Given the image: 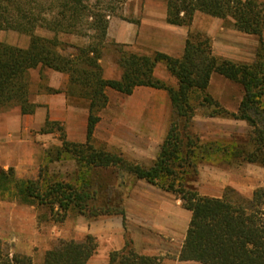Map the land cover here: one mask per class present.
<instances>
[{
  "label": "trees",
  "instance_id": "obj_1",
  "mask_svg": "<svg viewBox=\"0 0 264 264\" xmlns=\"http://www.w3.org/2000/svg\"><path fill=\"white\" fill-rule=\"evenodd\" d=\"M120 1L107 0L99 6L91 0H0V30H17L31 36L27 48L0 41V110L17 106L23 114L36 111L37 104L30 101L31 69L41 66L67 74V94L88 102L87 141H69L63 125L47 119L41 132L58 131L62 141L60 148L47 150L48 157L56 151L48 164L62 160L67 153L81 168L116 166L175 194L192 212L180 261L264 264V186L256 188L251 197L231 187H226L221 197H212L200 194L190 184L205 163L220 165L240 160L264 165V1L166 0L170 24L190 27L195 15L204 13L223 19L226 26L235 30L257 35L259 45L252 63L217 56L212 38L201 31L188 33L184 51L178 56L158 50L140 52L111 40L108 16H120L121 6L116 5ZM39 28H46L53 36L36 35ZM60 34L87 37L89 42L82 46L71 44L60 39ZM108 50L117 54L116 61L122 70L119 78L104 77L101 60ZM159 63L176 79L175 85L154 75ZM213 73L244 87L245 95L237 113L210 94ZM137 86L165 90L172 104L170 127L151 167L97 148L91 142L99 114L109 102L107 89L130 95ZM199 111L206 117L245 120L252 128L250 138L229 142L203 140L192 129ZM47 166L41 165L38 179L18 178L13 168L1 169L0 199L45 207L50 212L41 215L39 221L54 223L64 222L70 212L88 219L125 214L123 199L105 195L87 178L47 177ZM98 247L97 238L91 234L78 240L59 237L44 252L43 261L35 263L30 255L12 252L10 245L0 238V264H88ZM108 264H163V258L138 253L127 236L122 249L109 252Z\"/></svg>",
  "mask_w": 264,
  "mask_h": 264
},
{
  "label": "crops",
  "instance_id": "obj_2",
  "mask_svg": "<svg viewBox=\"0 0 264 264\" xmlns=\"http://www.w3.org/2000/svg\"><path fill=\"white\" fill-rule=\"evenodd\" d=\"M127 2L126 19L114 16L109 21L108 37L111 40L130 45L140 52L158 50L178 56L184 51L188 33L201 31L212 38L217 56L239 63H252L256 59L259 37L226 26L223 19L197 13L192 26H178L167 22L166 0L159 4H154L156 0ZM203 19L207 24L201 23ZM110 57L102 59L104 77L119 78L121 71L116 60ZM42 82L60 91L40 90ZM68 82L67 74L48 69L47 77H38V85L32 81L30 86V101L37 104L34 113L23 114L17 106L0 110V170L13 168L18 178L40 177L41 165L49 161L47 150L50 146L61 147L58 132H41L47 119L60 122L69 141L86 142L88 102L68 95ZM208 90L225 108L236 113L239 111L245 95L241 84L213 73ZM107 95L109 102L101 111L100 121L92 135L93 142L108 150L121 152L132 161L152 165L171 123L169 95L165 90L150 86H137L130 95L107 89ZM71 162L76 168V161L73 159ZM245 164L258 166L256 163ZM208 179L215 183L217 189L215 187L214 193L204 192L202 195L212 197H221L223 188L237 182L234 173L226 178L225 174L218 172L204 177V180ZM119 180L127 181L122 176ZM132 182L130 192L125 195V217L110 216L87 224L83 220L72 224L73 236L79 232L82 238L92 234L101 240V248L88 264H108L109 252L122 249L127 236L138 253L161 256L163 264H199L179 260L192 212L175 194L143 179L135 181L133 178ZM234 185L247 197L252 196L254 189L260 186L259 183L252 184L250 189ZM218 187L221 188L219 193ZM38 211L39 207L35 205L0 199V238L10 245L12 252L30 255L35 263L43 261L44 252L55 244L63 232L56 225L47 226L39 221L41 215Z\"/></svg>",
  "mask_w": 264,
  "mask_h": 264
},
{
  "label": "rangeland",
  "instance_id": "obj_3",
  "mask_svg": "<svg viewBox=\"0 0 264 264\" xmlns=\"http://www.w3.org/2000/svg\"><path fill=\"white\" fill-rule=\"evenodd\" d=\"M106 1L107 0H91V3L102 6V5H104V3ZM127 1H129V0H121L120 2H117L116 5L121 6L119 9L120 16L119 15L118 16H116V15L108 16L109 21L114 16L126 19L124 12H125V6L127 7V3H128ZM156 1L157 2L156 3L154 2V4H159L161 2L163 3V0H156ZM201 23L204 25L207 24V23H205L204 19L201 20ZM35 34L45 36V37H52L53 36V33L51 31L47 30L46 28L37 29L35 31ZM59 37H60V39L64 40L65 42H68L71 44H76L79 46L85 45L89 42L87 37L84 38V37H81L78 35H73V34H60ZM30 38H31L30 35H28L26 33H22V32L17 31V30H11V29L10 30H0V41L6 42V43L14 45V46L27 48L30 44ZM109 56H112L110 58H113V60H117V54L115 52H113L112 50L106 51L103 58L109 57ZM101 63H102V60H101ZM116 63H117V61H116ZM118 67L122 73V70H121L119 65H118ZM48 69L49 68L41 67V66L34 68V69H31L29 71V73H30L29 74V77H30L29 81H31L30 86H31L32 81H33L34 85H38V77H40V76L41 77H47ZM154 75L157 78L165 81L166 83H168L170 85L176 84V79L169 73L166 66L162 63L157 64V66L154 69ZM46 84H47V82H44V83L42 82L40 84L39 89L49 92V89H52V88L47 87ZM33 87L35 88L36 86H33ZM100 114H101V112H100ZM192 129H193L194 133L201 135L203 137V140H211V141L212 140H218V141H221V140L224 141L225 140V142H229L231 140L248 139V138H250L251 131H252L251 126L245 120L223 118V117H206V116H204L203 111H199L197 113V116L195 117V120L193 122ZM56 132H58V131H56ZM57 134L59 135L58 139L62 145V141L60 138L61 133L58 132ZM91 142L97 148H105L100 143L93 142V140H91ZM83 143H85V142H83ZM50 148H53V147L50 146ZM105 149H107V148H105ZM55 152L56 151H52V153H50V156L48 158H50L52 155H54ZM113 152H116V151H113ZM116 153L122 155L127 160L132 161V160L128 159L127 157H125L121 152H116ZM158 154H159V152H158ZM73 159L74 158H72L69 154L64 153V158L62 160H60L61 162L58 161L60 163H56V161L49 162V164L47 162L44 163V165L45 164H46V166L48 165L47 170L44 171L45 176L51 177V178H57V179H67V180L68 179L76 180V179H78V177H82L84 179L87 178L88 179L87 181L91 182L93 187L102 188V192L105 195H108L112 198L117 196L116 197L117 200L123 199L122 201H123V207H124V201L126 199L125 195L130 192V188H131L132 183H133L132 182L133 178L135 179V181H137L139 179H137L134 175L130 174L128 171L123 170V169L116 167V166L115 167H92V168L82 167L81 168L79 163L74 159L77 163V167L75 168V165L74 166L72 165V163H74V162H71V161H73ZM156 159H157V157H156ZM156 159L154 160V163H155ZM132 162H135V161H132ZM136 163H138V162H136ZM245 163L251 164V162L240 161V160H234L232 163L225 162V163H222L220 165L207 164V163L202 164L199 167V172H198L197 177H195L194 181L190 184L200 194H202L204 192L212 193V191L214 193V191L217 189V187L214 186L215 183L214 182L212 183L209 179L204 180V177L205 176L210 177V176L219 172L220 175L225 174L226 178L231 177L232 174L234 173V177L237 180V182H235L234 184H236L237 186L239 185L240 187H247V188L251 189L252 184L255 185L257 183H259L260 186H257L256 188L264 186V170H263L264 168H260V167H264V165L261 163H256V164H258V166H249L248 164H245ZM139 164H141V163H139ZM153 164L150 166H146V165H144V166L151 167V166H153ZM141 165H143V164H141ZM241 165H242V167H241ZM250 167H255V169L250 168ZM120 176H122L123 179L124 178L127 179V181L124 182L122 180H119ZM252 179L254 181L251 182ZM80 180H78V181H80ZM234 184L233 185H227L226 187L234 188L235 190H237L238 192L241 193V191ZM215 187H216V189H215ZM225 188H223L222 193H224ZM218 189H219V191L217 193L220 192L221 188L218 187ZM241 194H243V193H241ZM21 204H23V203H21ZM37 207H39V206H37ZM38 212H39V215H43V214H48L50 211L45 207H39ZM110 216L111 217H113V216H124L125 217V214L124 215L100 216V217L95 218V219H88L83 215H79L77 213H71L70 212V214H68L66 220L62 223H54L52 221L51 222L47 221L46 219L41 220V222L47 226L52 224V225H56V226L60 227L61 231H63L62 236H61L62 238H74V239L78 240V239L82 238V236L78 235L79 232H77V234H75V236H73L72 232H71V226H72V224L74 225V222L77 224V222L83 220L85 222V224H87L89 222H92L93 220H97L99 218H104V217H110ZM71 236H73V237H71ZM46 239L48 240L49 238H46ZM97 241H98V246H99L98 249H100L101 248L100 247L101 240L97 239Z\"/></svg>",
  "mask_w": 264,
  "mask_h": 264
}]
</instances>
